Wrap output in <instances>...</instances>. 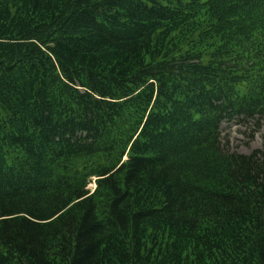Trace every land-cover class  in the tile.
Instances as JSON below:
<instances>
[{
  "label": "trees",
  "instance_id": "trees-1",
  "mask_svg": "<svg viewBox=\"0 0 264 264\" xmlns=\"http://www.w3.org/2000/svg\"><path fill=\"white\" fill-rule=\"evenodd\" d=\"M233 120L264 122V0H0V264H264Z\"/></svg>",
  "mask_w": 264,
  "mask_h": 264
},
{
  "label": "rangeland",
  "instance_id": "rangeland-1",
  "mask_svg": "<svg viewBox=\"0 0 264 264\" xmlns=\"http://www.w3.org/2000/svg\"><path fill=\"white\" fill-rule=\"evenodd\" d=\"M220 130L222 138L228 142L229 150L232 152L247 155L264 145V122L257 129L251 122L225 121L221 124ZM89 187L92 190L93 183Z\"/></svg>",
  "mask_w": 264,
  "mask_h": 264
}]
</instances>
